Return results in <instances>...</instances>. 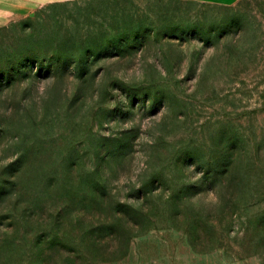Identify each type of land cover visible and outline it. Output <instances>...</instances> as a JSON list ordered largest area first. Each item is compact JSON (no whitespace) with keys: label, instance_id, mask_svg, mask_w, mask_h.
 Returning <instances> with one entry per match:
<instances>
[{"label":"rangeland","instance_id":"obj_1","mask_svg":"<svg viewBox=\"0 0 264 264\" xmlns=\"http://www.w3.org/2000/svg\"><path fill=\"white\" fill-rule=\"evenodd\" d=\"M1 182L0 264L115 214L126 241L102 234L85 264H264V0H70L0 24Z\"/></svg>","mask_w":264,"mask_h":264},{"label":"trees","instance_id":"obj_2","mask_svg":"<svg viewBox=\"0 0 264 264\" xmlns=\"http://www.w3.org/2000/svg\"><path fill=\"white\" fill-rule=\"evenodd\" d=\"M220 166L221 164H218L216 170H218ZM9 185H12V182H9V183L1 182L0 183V200L3 198L2 196L4 195L5 188ZM115 216L116 217L113 219V222H110L109 224H106V225L100 224L94 227L93 229H91L90 231L86 230L84 232L85 235L80 237L82 239L80 243H76L77 247L71 246L70 242H68V239L63 238V237L62 238L64 240L58 237H57L58 239L57 238L50 239L48 245H46L47 249H44L43 244L41 243L42 241H40V243L36 244V249L38 250V253L36 252V256L38 258L41 257V261L38 260L37 264H85V261L87 260V254L90 253L89 251L91 250V248L95 247L94 242H96L97 244H100L99 241L101 239L100 237L102 236V234L103 235L108 234V235L113 236L114 241H118L121 238L125 239V227L121 221V216L116 215V214ZM129 216H130L129 218H131L132 215L130 214ZM135 216L136 215H134V217ZM200 229L201 228L197 226L192 227V230L193 232H195L196 236H198V234H201ZM88 240H90V242H88ZM71 242H74V241H71ZM3 243L6 245H10L12 243V240L10 238H5ZM57 247H62L67 250H71L74 252V255H71V256L68 255L64 258H61V257L57 258L55 257L56 251L58 250ZM96 247H98V245H96ZM45 253H46L45 257L42 258V255Z\"/></svg>","mask_w":264,"mask_h":264},{"label":"crops","instance_id":"obj_3","mask_svg":"<svg viewBox=\"0 0 264 264\" xmlns=\"http://www.w3.org/2000/svg\"><path fill=\"white\" fill-rule=\"evenodd\" d=\"M70 0H0V24L25 17L36 7ZM215 5H231L238 0H188Z\"/></svg>","mask_w":264,"mask_h":264}]
</instances>
